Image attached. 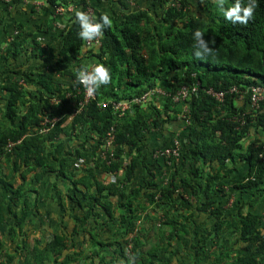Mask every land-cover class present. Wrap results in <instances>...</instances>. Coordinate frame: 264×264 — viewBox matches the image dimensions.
<instances>
[{"label": "trees", "instance_id": "trees-1", "mask_svg": "<svg viewBox=\"0 0 264 264\" xmlns=\"http://www.w3.org/2000/svg\"><path fill=\"white\" fill-rule=\"evenodd\" d=\"M40 1L54 14L75 9L66 12L57 50L36 39L29 56L20 36L8 47L0 41V66L9 74L0 86V264H264V216L244 198L264 195V103L248 113V97L240 103L228 93L264 86V0H256L246 25L226 22L215 0H180L179 8L154 0L139 11L125 0L108 11L103 0ZM89 5L111 25L99 46L87 48L73 21ZM197 29L210 41L201 59L194 56ZM94 63L105 64L111 80L75 116L84 99L76 72ZM196 83L185 102L152 97L122 118L99 106ZM210 89L227 92L224 102ZM185 105L188 142L164 177L148 137L170 131ZM45 116L58 122L41 134ZM113 126L116 156L108 165L97 153ZM46 218L56 224L52 234L43 229ZM28 226L40 234L33 245Z\"/></svg>", "mask_w": 264, "mask_h": 264}, {"label": "crops", "instance_id": "crops-1", "mask_svg": "<svg viewBox=\"0 0 264 264\" xmlns=\"http://www.w3.org/2000/svg\"><path fill=\"white\" fill-rule=\"evenodd\" d=\"M125 2L131 11H139L148 10V8L152 6L154 0H125ZM113 4L114 0H103L100 7L108 11ZM71 7L75 9L73 6H69L68 8ZM69 12L72 11L70 10ZM0 18L3 19V23L0 25V41L4 47H8L16 37L20 36L26 43L29 56L33 52L31 45L36 46V39L40 44L42 43L45 46L49 45L57 50L60 46V32L65 29L66 20H68L66 13L58 15L55 12L54 14L49 4L40 0H20L19 2H13L11 4L0 1ZM30 65L35 69L36 74L39 73V69H36L39 63L36 64L33 62ZM5 68L6 67L3 65L0 66V86H2L4 82H7L6 77L9 75L6 76L4 73ZM164 88L163 86L160 87V89L170 93ZM5 94L6 93L0 88L1 104L3 103L2 97L5 96ZM157 99L160 102L159 104H162L166 100V97L159 96ZM0 120H2L1 115ZM174 124V127H172L170 131L160 132L153 129L152 134L148 137L150 142L153 143L151 144V148L154 149L152 158L165 163L164 165L166 168L163 171V176H166L167 173L170 172V168H174V165L182 160L184 144L188 142L186 139L188 126L183 118L179 117ZM175 140L179 141L180 146V157L177 163L169 164L163 158H155V153L158 149L172 146ZM143 174L142 172L141 175ZM236 177L238 178V175H236ZM244 198L255 203L254 207H252L254 212L264 216V195H255L254 192H252V195H245ZM233 201L234 198L231 200V204ZM0 212L1 221L5 219L4 216L6 215V204L2 194H0ZM46 219L48 220H45V222L49 224L50 218ZM32 230L34 231L36 228L33 227Z\"/></svg>", "mask_w": 264, "mask_h": 264}, {"label": "built area", "instance_id": "built-area-1", "mask_svg": "<svg viewBox=\"0 0 264 264\" xmlns=\"http://www.w3.org/2000/svg\"><path fill=\"white\" fill-rule=\"evenodd\" d=\"M0 1L6 4H11L15 0H0ZM88 3L90 4V0H88ZM169 3L172 4L173 6H177L178 8L181 6L180 0H169ZM70 10L73 11L74 9L72 7L64 8L60 6L56 8V14L63 15L64 13ZM86 13H88L90 17L95 18L96 10L89 5ZM101 38L102 37H97L91 41H87L86 47L90 48L94 45L99 46L101 44ZM199 87H200V83H196L195 85L192 86H182L179 90H177L175 94L168 93L163 89L158 88L145 93L141 97H135L130 100H121V101H112V102L104 101L101 102L99 106L102 109L111 108L114 115H116L119 118H122L125 114H127V112L131 111L135 105H143L152 97L153 98H157L159 96H164L166 98L172 97L174 102L177 103L185 102L187 99L190 98L192 94L197 93ZM207 93L210 96H213L220 103L224 102L227 95V92H222V91L217 92L214 89L208 90ZM228 93L238 95L240 102H243L244 99L246 98L245 96H247L249 99L248 110H250L248 113H251L252 111L254 112L258 111L261 108V105L264 103V86L253 85L250 86L246 91H240L238 88L233 87ZM83 95H84V99L80 101L79 106L73 112L75 116L78 115L86 106H88V104L92 100L96 99V90L92 93H88L83 88ZM189 111L190 110L188 106L185 105L184 114L180 116L183 118L187 126L190 125L191 122L188 116ZM56 122H58V118L52 119L49 118L48 116H45L43 122L41 123L39 132L41 134L48 133L50 129L55 126ZM18 143H20V141ZM114 144H115V127L113 126L107 134L104 145L101 147L100 150H98L97 153V156L102 160L106 161L108 165H111L114 162L116 156L115 154L116 147ZM15 145H16L15 143H10L8 145V148L11 150ZM179 157H180V146H179V141L177 140L174 141L172 146L158 149L155 153V158H163L169 164L177 163ZM85 161L86 160L84 159H80L77 163V167H83L86 164Z\"/></svg>", "mask_w": 264, "mask_h": 264}, {"label": "clouds", "instance_id": "clouds-1", "mask_svg": "<svg viewBox=\"0 0 264 264\" xmlns=\"http://www.w3.org/2000/svg\"><path fill=\"white\" fill-rule=\"evenodd\" d=\"M225 2L226 0H216V7L226 22H230L233 25H246L252 18L256 0H247L243 5L241 0H234V3L227 8L224 6ZM73 22L78 25V37L85 42L101 37L103 29L111 25V19L107 15L102 14L96 20L84 11H76ZM192 35L196 45L194 56L197 59H201L209 55L211 53V49L208 46L210 41L206 42L203 39L204 34L198 29L194 30ZM76 80L86 92L92 93L97 88L107 85L111 80V74L105 64L94 63L78 69Z\"/></svg>", "mask_w": 264, "mask_h": 264}, {"label": "rangeland", "instance_id": "rangeland-1", "mask_svg": "<svg viewBox=\"0 0 264 264\" xmlns=\"http://www.w3.org/2000/svg\"><path fill=\"white\" fill-rule=\"evenodd\" d=\"M216 1V0H215ZM165 177V176H164ZM20 183V180L18 179V181H17V184H19ZM253 200V199H252ZM1 213V212H0ZM45 220H48V219H45ZM28 229H29V233H28V236H29V243L30 244H32L33 245V242H34V240H35V237L36 236H40V234L37 232V235H36V233L32 230V226H28ZM44 230H46L45 232L48 234H52V230H55L56 229V224L55 223H53V224H51V225H49V224H47L46 222H44V228H43ZM36 235V236H35ZM1 236H4V232L2 231V233H1ZM36 238H38V237H36ZM6 238H4V240H5ZM6 245L9 247H11V248H13V246H14V243L13 242H11L10 241V239H6Z\"/></svg>", "mask_w": 264, "mask_h": 264}]
</instances>
